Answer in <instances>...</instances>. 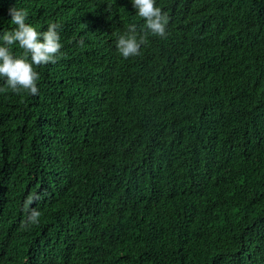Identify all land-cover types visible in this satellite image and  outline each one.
Instances as JSON below:
<instances>
[{
  "label": "trees",
  "instance_id": "16d2710c",
  "mask_svg": "<svg viewBox=\"0 0 264 264\" xmlns=\"http://www.w3.org/2000/svg\"><path fill=\"white\" fill-rule=\"evenodd\" d=\"M0 264H264V0H0Z\"/></svg>",
  "mask_w": 264,
  "mask_h": 264
}]
</instances>
